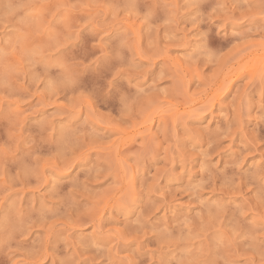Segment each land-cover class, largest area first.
I'll use <instances>...</instances> for the list:
<instances>
[{
  "label": "rangeland",
  "instance_id": "1",
  "mask_svg": "<svg viewBox=\"0 0 264 264\" xmlns=\"http://www.w3.org/2000/svg\"><path fill=\"white\" fill-rule=\"evenodd\" d=\"M0 264H264V0H0Z\"/></svg>",
  "mask_w": 264,
  "mask_h": 264
},
{
  "label": "bare ground",
  "instance_id": "2",
  "mask_svg": "<svg viewBox=\"0 0 264 264\" xmlns=\"http://www.w3.org/2000/svg\"><path fill=\"white\" fill-rule=\"evenodd\" d=\"M95 227H96V225H95Z\"/></svg>",
  "mask_w": 264,
  "mask_h": 264
}]
</instances>
